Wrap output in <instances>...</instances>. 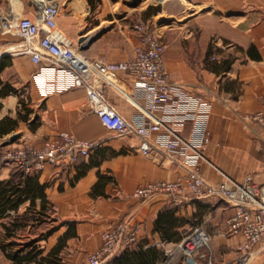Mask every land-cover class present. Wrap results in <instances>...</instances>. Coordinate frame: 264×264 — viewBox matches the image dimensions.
<instances>
[{"label":"crops","instance_id":"0c3cea01","mask_svg":"<svg viewBox=\"0 0 264 264\" xmlns=\"http://www.w3.org/2000/svg\"><path fill=\"white\" fill-rule=\"evenodd\" d=\"M34 1L0 0V14L32 16ZM54 1L59 5L58 26L88 61L131 59L138 43L131 16L138 14L147 21L165 45L163 59L170 82L193 95L172 100L169 110L154 114L196 144L208 133L206 158L235 179L252 174L254 182L264 185V132L244 117L264 104V0ZM132 10L137 11L132 14ZM81 36L93 37L87 48L80 47ZM2 38L11 37L0 33ZM2 61L0 144L7 140L8 145H40L62 131L100 141L88 156L72 163L49 164L35 172L45 184L44 193L56 218L52 224L56 229L51 232H57L56 240L41 247L48 251L67 229L71 234L60 252L62 264H85L88 253L100 245L102 233L125 219L134 227L137 240L110 254L104 264H156L167 250L172 252L170 264H186L176 243L187 228L199 223L211 233L204 250L219 264H234L241 236L224 233L234 210L230 203L211 196L189 195L180 204L167 194L146 199L135 196L137 186L175 179L186 167L158 148L144 154L135 135L112 133L89 109L86 90L71 85L52 65L34 63L23 53L2 55ZM95 74L118 111L133 122L149 123L153 116L149 91L135 86L134 79L122 70L97 68ZM13 133L16 137L10 140ZM150 137L158 146L168 136L151 131ZM196 166L208 181H219V173L208 162ZM11 172L0 174V181ZM263 243L264 239L255 244L257 252L248 264H264ZM147 254L152 259L141 262L139 256ZM194 260L198 264L208 261L206 255L198 254Z\"/></svg>","mask_w":264,"mask_h":264},{"label":"built area","instance_id":"2783aa9c","mask_svg":"<svg viewBox=\"0 0 264 264\" xmlns=\"http://www.w3.org/2000/svg\"><path fill=\"white\" fill-rule=\"evenodd\" d=\"M34 5L36 9L32 16L0 14V33L11 37L0 39V56L23 53L28 54L34 63L52 65L69 78L71 85L82 86L86 90L89 109L112 133L116 136L135 135L144 154L158 148L165 151L170 160L186 167V172L175 179L150 180L137 186L135 196L146 199L155 194H167L176 204L189 195L211 196L230 203L234 210L227 219L224 233L241 236L234 264H248L257 252L255 244L264 239V185L254 182L252 174L243 180L235 179L206 158L203 151L207 146L208 133L202 135L196 144L177 132L164 117L154 114L169 110L172 100L190 99L193 95L188 89L170 82L163 59L165 45L148 22L134 24L138 43L131 59L112 61L98 57L88 61L73 39L58 26L59 5L56 1L35 0ZM97 68L103 71L122 70L134 79L135 86L149 91V110L153 115L149 123L131 121L109 102L103 90L104 83L95 74ZM194 97L198 101L202 99L201 96ZM244 117L256 123L264 132V104L258 110L244 114ZM194 128L192 126L190 130L192 134L196 132ZM151 131L165 132L168 137L156 146L151 140ZM99 144V140L80 138L62 131L43 140L40 145L23 143L12 150L8 149L3 157L17 164L19 169L34 173L49 164L72 163L79 156H88ZM200 161L208 162L219 173V181L210 182L199 172L196 164ZM136 240L134 227L128 220L122 219L102 233L100 245L88 253L85 264H104L110 254L123 246L132 245ZM210 240L211 233L195 223L176 243V247L182 250L185 257L206 255L207 264H219L212 259L211 253L204 250L209 247ZM171 256L172 252L167 250L156 264H170Z\"/></svg>","mask_w":264,"mask_h":264},{"label":"trees","instance_id":"16d2710c","mask_svg":"<svg viewBox=\"0 0 264 264\" xmlns=\"http://www.w3.org/2000/svg\"><path fill=\"white\" fill-rule=\"evenodd\" d=\"M3 65L4 61L0 62V69ZM44 188L45 184L39 182L35 172L27 173L18 168L0 181V252L9 260L8 264H62L60 252L71 234L69 230L66 229L48 251L38 242L56 229L52 225L56 220L52 215L54 209ZM159 217L160 214L156 221ZM42 224L48 225L41 230ZM149 256H139L140 261L149 262L153 255Z\"/></svg>","mask_w":264,"mask_h":264},{"label":"rangeland","instance_id":"374dc122","mask_svg":"<svg viewBox=\"0 0 264 264\" xmlns=\"http://www.w3.org/2000/svg\"><path fill=\"white\" fill-rule=\"evenodd\" d=\"M158 1H160V0H140L139 1V3H141V4H145V2H152V3H159ZM132 2H135V1H133V0H129V3H132ZM137 10H132L131 11V13L133 14L134 12H136ZM132 17V22L131 23H133V25L136 23V22H139V21H144V19L142 18V17H140L138 14H136V15H132L131 16ZM23 91H25V90H23ZM24 93V92H23ZM24 96V97H23ZM22 97L23 98H25L26 99V97H27V94H23L22 95ZM19 107H20V109L21 110H23L24 108V106L22 105V103L20 102L19 103ZM23 144V143H22ZM19 145H21V144H19ZM19 145H8V144H5V145H2V144H0V174L1 175H6V173L8 172V171H10V170H13V169H17L18 167H17V164H15V163H13V162H11L10 160H6V159H4V154H6V152L8 151V149H10V150H12V149H14L15 147H18ZM19 169V168H18ZM46 225H48V224H42V228H41V230L42 229H44L43 227H45ZM193 226V225H192ZM191 227V226H190ZM190 227L189 228H187L184 232L185 233H187V231H189V229H190ZM41 230H37L38 232L39 231H41ZM21 232V231H20ZM25 232H27V230H24V233ZM184 233V234H185ZM56 234H57V232H54V233H52L51 235H50V237H48V239L47 240H40L39 241V243L42 245H45L46 247H49L50 245H51V243L52 242H54L55 240H56ZM183 234V235H184ZM22 239V238H21ZM148 258H150V256L148 257ZM148 258H147V261H148ZM9 263V260H7V259H5V258H3L1 255H0V264H8Z\"/></svg>","mask_w":264,"mask_h":264},{"label":"water","instance_id":"95a60500","mask_svg":"<svg viewBox=\"0 0 264 264\" xmlns=\"http://www.w3.org/2000/svg\"><path fill=\"white\" fill-rule=\"evenodd\" d=\"M92 39H93V37H91V36H88V37L87 36H81L79 38V41L81 42L80 47L81 48H87V46L89 45V42ZM15 137H16V134L13 133V134L10 135V138L9 139L12 140ZM6 142H7V140H5V142H3V145H5ZM185 261H186V264H195L196 263V261L194 260V258L191 257V256H187L186 259H185Z\"/></svg>","mask_w":264,"mask_h":264}]
</instances>
